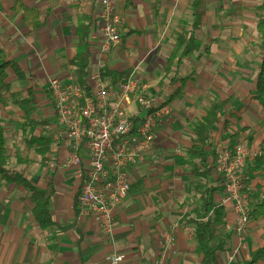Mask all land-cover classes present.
<instances>
[{
    "label": "crops",
    "instance_id": "1",
    "mask_svg": "<svg viewBox=\"0 0 264 264\" xmlns=\"http://www.w3.org/2000/svg\"><path fill=\"white\" fill-rule=\"evenodd\" d=\"M16 1L0 0V46L15 64L8 69L11 89L7 103H0V113L9 167L24 173L39 190H53V224L43 227L36 220L31 192L23 185L0 180V264H202V256L195 251V224L186 222L187 214L193 216L199 205L193 190L199 178L193 174V166L186 164L195 137L193 128L211 102L229 98L207 147L214 164L211 179L222 186L215 170L216 149L212 148L219 127L228 137L233 135L232 141L241 139L257 151L256 156L264 154V108L255 98L256 78L250 104L241 109L242 104L238 110L233 107L237 95L229 90L228 82L223 85L226 95L208 98L210 91L221 89L214 73L208 78L202 70L181 75L182 70L175 68L174 82L164 78L167 63L162 60L171 55L177 34L191 26L194 0H120L117 11L122 17V41L106 53L101 51L103 22L96 17L103 0H19L41 13L44 23L36 29L25 23L22 11L15 10ZM252 1L203 0L201 27L196 32L202 47L194 53L203 49L201 34L206 28L212 34L220 32L221 14L235 12L240 6L256 9L262 0L255 4ZM81 25H87L90 34V89V77L97 69L111 91L133 73L149 85L151 93H167L168 99L162 101L173 108L171 116L159 123L146 158L128 167L130 190L117 210L111 235L103 233L95 214H81L79 205L76 207L81 182L74 174L76 167L68 165L70 149L53 139L57 115L48 79L57 76L77 81L75 57ZM225 45L217 52L229 54L230 46ZM192 55L183 59L184 63L190 62ZM182 61L178 60L177 67ZM202 99H208V105L197 108ZM40 136L50 139L45 147L28 141ZM83 155L87 162L85 151ZM256 156L248 164L249 186L255 197L253 209L264 201V168L252 170ZM223 198L224 188L215 192L216 204L226 211L215 238L226 240L225 249L217 253V264H236L264 246V214L252 218L247 236L242 239L235 231L233 204L222 203ZM173 227L174 241L164 250L166 236ZM117 255L123 260L115 263Z\"/></svg>",
    "mask_w": 264,
    "mask_h": 264
},
{
    "label": "built area",
    "instance_id": "2",
    "mask_svg": "<svg viewBox=\"0 0 264 264\" xmlns=\"http://www.w3.org/2000/svg\"><path fill=\"white\" fill-rule=\"evenodd\" d=\"M119 1L103 0L96 14L103 22V53L122 41ZM90 78L91 94L85 95L76 81L49 77L48 89L57 115L53 139L70 149L68 165L76 167L74 174L81 182L80 213L95 214L103 233L111 235L117 210L130 190L128 167L146 158L159 123L171 116L173 108L133 73L121 79L114 91L99 69ZM257 154L243 143L217 151L215 170L224 188L222 203L233 204L235 231L242 238L249 231L253 212L245 167ZM173 230L166 236L164 250L174 241ZM122 260V255L114 258L115 263Z\"/></svg>",
    "mask_w": 264,
    "mask_h": 264
},
{
    "label": "trees",
    "instance_id": "3",
    "mask_svg": "<svg viewBox=\"0 0 264 264\" xmlns=\"http://www.w3.org/2000/svg\"><path fill=\"white\" fill-rule=\"evenodd\" d=\"M203 0H194V20L191 26L185 27L183 31L177 34L175 47L171 55L167 58V66L165 71L167 77H171V82H174L175 77L171 73L175 70L174 63L178 58L179 62L190 57L195 51L202 47L201 41L196 36L197 30L201 27L202 5ZM15 10L23 12L25 23L31 28L36 29L43 25L44 20L41 13L21 1L15 3ZM257 13V31L259 34V58L260 67L256 77V94L255 98L264 108V0L256 8ZM89 30L87 25H81L79 28V46L75 57V75L77 83L81 87L85 95L91 94V89L88 83L89 66L91 61V44L89 40ZM14 62L7 59V54L3 47L0 46V103H7V93L11 86L7 82L9 66H14ZM186 78H184L185 80ZM162 84V82H161ZM14 96V94H11ZM229 103V98L210 103L207 112L203 119L194 126L193 131L195 137L193 146L190 149L191 156L186 161V164L193 166V174L199 180L193 185L195 197L199 201V205L194 208L193 216L187 214L186 222L195 224V238L197 240L195 251L199 256H202V264H217V253L226 247V240L220 239L215 241L218 234V224L223 221L226 214L225 208L215 202V192L223 189V186L217 185L211 179L214 164L210 161V156L207 153V147L210 144L212 133L220 120L221 112ZM30 143H38L42 147L49 144L50 139L45 136L32 138ZM46 151V150H40ZM215 163L217 159V151L214 152ZM10 155L7 149V138L5 128L3 126V118L0 113V180L5 183H15L23 185L29 192L35 203L33 214L41 226L47 227L52 222L50 212V198L53 190H39L33 182L25 176L24 173L10 168ZM216 167V165H215ZM264 168V154L258 155L253 160L252 170ZM80 195V192H79ZM79 195L76 200V207L79 205ZM264 214V201L259 203L252 212V218L258 219ZM60 229H65L60 226ZM264 262V246L252 252L249 259L236 264H257Z\"/></svg>",
    "mask_w": 264,
    "mask_h": 264
},
{
    "label": "rangeland",
    "instance_id": "4",
    "mask_svg": "<svg viewBox=\"0 0 264 264\" xmlns=\"http://www.w3.org/2000/svg\"><path fill=\"white\" fill-rule=\"evenodd\" d=\"M210 2L212 3V1ZM256 2L257 0H253L252 4H255ZM244 8L240 6L235 9V12L231 11L230 14H221L220 32L212 34L206 28V30H204L201 34V40L204 44L203 49L199 53H194L192 55L193 57L190 58V62L188 63H184L183 60L182 64L178 65L177 67L178 58L174 63V69L178 68L182 70L181 75H187L193 71L197 72L198 70H202L204 71V76L206 78L209 77L208 74L211 75L214 73L215 78L218 80L220 79L219 84L221 89L219 88V91H210L208 98L217 99L222 95H226L227 91L223 89V85L227 84L226 82H228L231 85L229 90L237 95L233 103L235 110H238V107L242 104L244 105L241 107V109L244 108L246 104H250L249 102L252 99L251 94H253L255 88L254 81L260 67V41L259 37H257L255 29L257 17L255 16L256 9H254V7L250 10L248 7L246 9ZM208 25H210V21ZM226 43L230 46L228 49L229 54H223L221 51L217 52V49L222 45L226 46ZM206 50H209V52L207 53ZM162 62L166 64V58H164ZM164 78L168 80L170 79L169 76ZM156 95L160 100H167V97H169L167 96V93L163 91H159ZM198 104H200V107L198 105L197 108L206 107L208 105V99H202L201 101L199 100ZM192 121L194 122L196 120L194 119ZM227 138H230V140ZM233 138V135L228 137V135L223 132L222 128L219 127L215 137H213L212 148H215L216 151H219L223 146H229L231 149H234L236 145L241 143V139L232 141ZM249 160L250 159H248L247 166L245 167V174L247 180L246 186L251 192V187L249 186L250 179H248ZM262 176L264 177V175ZM250 199L251 204L253 203V206H255V197L252 192ZM245 236H247V234ZM216 241H218V239H216Z\"/></svg>",
    "mask_w": 264,
    "mask_h": 264
}]
</instances>
